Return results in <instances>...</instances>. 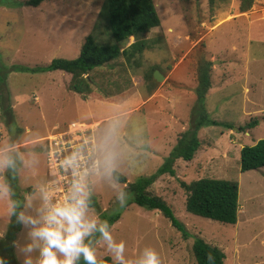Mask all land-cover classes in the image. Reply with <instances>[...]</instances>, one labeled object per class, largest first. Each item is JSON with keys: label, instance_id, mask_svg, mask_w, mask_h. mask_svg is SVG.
Here are the masks:
<instances>
[{"label": "rangeland", "instance_id": "1", "mask_svg": "<svg viewBox=\"0 0 264 264\" xmlns=\"http://www.w3.org/2000/svg\"><path fill=\"white\" fill-rule=\"evenodd\" d=\"M26 1L0 0V68L5 69L7 87L0 108L1 130L5 128L0 148L12 146L21 158L22 211L37 214L41 187L51 190L53 202L64 200L69 186L62 181L72 177L71 172H60L61 158H56L55 151L61 157L68 152L63 139H74L73 146L85 156L83 165L107 152L113 157L114 171L127 179L118 183L113 172L87 178L89 196L94 195L98 203L95 209L88 206L89 217L99 223L101 213L124 206L109 232L115 242L124 244L126 264H134L146 246L157 250L161 264H197L192 249L196 236L220 247L225 264H264V168L244 173L240 169L243 146L264 138V0H254L244 13L240 0H217L214 7L208 0H153L161 24L148 32L152 45L141 56L140 66L130 69L121 58L113 66L92 72L106 92L96 89L86 99L69 89L71 75L66 72L32 73L20 68L45 66L54 58L74 59L89 34L113 43L101 14L105 0H46L36 7L20 4ZM203 59L213 63L205 108L211 119L230 123L233 129H200L202 145L195 158L177 160L176 175H163L148 189L163 198L186 225L190 237L184 239L160 210L132 203L133 194L125 188L153 174L180 135L193 127L197 68ZM151 68L164 76L161 82L154 79L156 86L146 78ZM11 114L13 136L7 124ZM255 119L258 124L249 127ZM77 122L86 126L71 129L69 124ZM67 124L69 130H64ZM50 136L54 140L46 141ZM5 170L0 169L4 184ZM202 178L239 184L236 224L187 211L188 193L181 183ZM120 193H124L123 203ZM10 205L6 190L0 195V257L5 264H20L23 254L7 235L13 221ZM29 230L21 224L14 241L29 243ZM95 253L97 260L110 257L114 261L104 238L95 244Z\"/></svg>", "mask_w": 264, "mask_h": 264}, {"label": "trees", "instance_id": "2", "mask_svg": "<svg viewBox=\"0 0 264 264\" xmlns=\"http://www.w3.org/2000/svg\"><path fill=\"white\" fill-rule=\"evenodd\" d=\"M46 0H28L21 2L30 7H36ZM211 7H214L217 0H208ZM254 0H240V11L247 12L253 6ZM102 16L106 20L113 43L100 41L95 35L89 34L85 37L79 56L74 59L54 58L48 65L20 68L23 71L32 73H43L52 71H63L71 75L69 89L80 94L84 99L91 95L94 90L99 89L104 93L102 87L98 85L92 72L102 71L105 67L113 66L117 60L123 58L124 64L130 69L140 66V58L146 49L152 45L147 38L148 32L160 26L161 18L153 0H105ZM134 39L130 43L131 39ZM212 65L211 61L201 60L197 68L196 106L194 107V125L178 138L177 143L165 158L163 164L150 176H141L134 182L127 184L125 190L133 194L132 203L149 210H160L172 225L178 229L183 238L190 237L186 225L178 219L173 208L161 197L150 194L149 188L163 175H176L175 164L177 160L190 162L195 158L197 151L201 148L202 142L198 136L200 129L209 126H223L233 129L230 123L219 122L211 119L205 108L204 101L212 88ZM151 68L146 74V78L156 86L154 71ZM5 69L0 68V108L1 100L6 91ZM96 78L100 74L96 73ZM155 87L151 88L153 92ZM12 111V110H11ZM8 121V129L11 136L14 133L13 115ZM6 120V119H4ZM258 120L255 119L248 124L255 127ZM21 130L16 131L17 138ZM16 138V139H17ZM12 139V138H11ZM12 141V140H11ZM16 152H13L15 154ZM20 157V156H19ZM21 158L16 160L13 168H8L4 173L5 185L12 204H15V211H22L24 196L21 194L19 186V169ZM264 168V138L253 145H246L240 151L241 172H248ZM113 178L118 183H126V177L118 171H113ZM182 187L188 193L186 199V209L189 213L209 218L225 224H236L239 214V184L234 181L216 178H202L190 184L182 182ZM128 204H126L127 206ZM88 206L97 208L98 203L94 195L89 196ZM124 206L118 204L112 210H107L100 215L102 222H107L109 231L112 225L121 218V210ZM21 229L15 215L11 227L7 233L8 239L12 242L16 234ZM103 236L94 231L86 238L95 249V244L101 241ZM193 252L197 264H225L226 255L224 251L201 237H195ZM209 255L212 260L209 261ZM76 264H86L81 257ZM97 264H117L110 257L97 260Z\"/></svg>", "mask_w": 264, "mask_h": 264}, {"label": "clouds", "instance_id": "3", "mask_svg": "<svg viewBox=\"0 0 264 264\" xmlns=\"http://www.w3.org/2000/svg\"><path fill=\"white\" fill-rule=\"evenodd\" d=\"M19 158V153L13 154L12 146L8 149L0 148V169L13 168ZM64 166L72 169L75 178L63 201L53 202L51 190L41 187L42 204L36 209L35 216L23 211L17 213L15 204L10 205L9 210L17 222L30 228L27 233L29 243L19 245L13 241V246L23 254L20 264H76L81 257L86 264H97L95 249L90 241H86L94 231H98L108 241V247L114 253V261L126 264L124 244L113 240L108 223H98L95 218L87 215L90 186L86 176H111L114 171L113 157L104 152L93 158L85 175L78 173V157L75 155L66 159ZM6 190L7 186L0 182V195ZM123 196L124 193H120L118 197L122 203ZM34 252L35 256L32 255ZM208 259L211 261L212 257L209 255ZM0 264H5L2 257ZM134 264H161L159 253L155 248L146 246Z\"/></svg>", "mask_w": 264, "mask_h": 264}, {"label": "built area", "instance_id": "4", "mask_svg": "<svg viewBox=\"0 0 264 264\" xmlns=\"http://www.w3.org/2000/svg\"><path fill=\"white\" fill-rule=\"evenodd\" d=\"M70 125V127H71V129H73L75 126H76V128H74V130H76L77 129V125H80V126H86V125H83L81 122H77V123H72V124H69ZM90 129V128H89ZM64 130H69V127H68V124L66 125V127H65V129ZM86 130V129H85ZM84 130V131H85ZM54 131H60V129L59 128H55L54 129ZM84 131H81L80 133H82V132H84ZM5 133V128L3 129V130H1V119H0V136H1V134H4ZM72 134V133H71ZM73 135V134H72ZM81 139V138H80ZM49 140H54V139H52V137L50 136L49 138H46V141H49ZM65 142V147L67 148V151L68 152H65V153H63L62 154V156L61 157H59V155H58V151H55V156H56V158H61V161L59 162V165H60V172L61 173H65L66 175H68L70 172H71V177L72 178H70L71 180H63L62 181V185H64L65 183L69 186L68 188L70 189V187H71V184H72V181H73V179L75 178L74 176H73V171H72V169L71 168H68V167H65L64 166V161L66 160V159H68L69 157H71V156H73V155H75V156H77L78 157V168H77V171H78V173L80 174V175H85V173L88 171V168H89V164H85V165H83V163H82V161H83V157L85 158V156H84V154H83V152L82 151H79V149H76V146H73V145H75L76 144V142L74 141V139H69V140H64L63 139V142L62 143H64ZM56 145H59V144H57L56 143ZM62 146V145H61ZM70 148H73V151L70 153L69 152V149ZM50 151H52V150H50ZM83 155V156H82ZM80 156H82L81 158H79ZM47 158H48V161H50L49 160V149H47ZM59 160V159H58ZM50 163L51 164H53L51 161H50ZM56 168V170L58 171V168L57 167H55ZM66 168V169H65ZM57 174H59V173H57ZM89 176H93L92 174H88L87 176H86V180H87V178L89 177ZM69 191V190H68Z\"/></svg>", "mask_w": 264, "mask_h": 264}, {"label": "water", "instance_id": "5", "mask_svg": "<svg viewBox=\"0 0 264 264\" xmlns=\"http://www.w3.org/2000/svg\"><path fill=\"white\" fill-rule=\"evenodd\" d=\"M154 79L157 81V82H161L164 78V76L158 71V70H155L154 71Z\"/></svg>", "mask_w": 264, "mask_h": 264}]
</instances>
